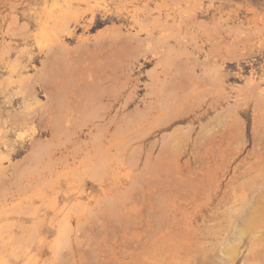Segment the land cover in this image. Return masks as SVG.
<instances>
[{"label": "rangeland", "instance_id": "1", "mask_svg": "<svg viewBox=\"0 0 264 264\" xmlns=\"http://www.w3.org/2000/svg\"><path fill=\"white\" fill-rule=\"evenodd\" d=\"M0 131L2 264H264V0H0Z\"/></svg>", "mask_w": 264, "mask_h": 264}, {"label": "bare ground", "instance_id": "2", "mask_svg": "<svg viewBox=\"0 0 264 264\" xmlns=\"http://www.w3.org/2000/svg\"><path fill=\"white\" fill-rule=\"evenodd\" d=\"M94 10V8H92V11ZM95 15V14H94ZM93 15V16H94ZM62 21H65V20H62ZM93 21V20H92ZM135 21H136V23H138L141 27H146V23H145V21H143L142 19H140V18H135ZM61 29H64V27H62ZM41 41L42 40H44V38L43 37H41V39H40ZM39 44H40V42H39ZM19 69L20 70V67H19V64H15V66H14V68H13V70H15L16 71V69ZM115 80L116 81H118L119 80V77H115ZM128 83V81L125 83V84H123V86H125L126 84ZM138 85H142V84H140V82H138ZM30 97V96H29ZM121 99H125L124 100V106H128V105H130L131 104V102H132V100H131V98L130 97H128V98H126L125 97V94L123 93V92H121V93H119L118 94V96L116 97V102H118V101H120ZM25 101L27 100V98H25L24 99ZM116 104V103H115ZM169 112H170V110L169 111H166L165 112V115H168L169 114ZM112 122H113V119H112V117H110L109 119H108V123L109 124H112ZM93 125H96L94 122L92 123ZM83 126H87V125H82V128H83ZM228 127H231V125L230 126H228ZM227 129V128H226ZM229 129V128H228ZM0 133H1V131H0ZM221 133V132H220ZM220 133H219V136H215L214 137V134H215V132H214V129L213 130H210L208 133H207V138L204 140V143L203 144H201L204 148H205V150H210V146H212L214 149H216V147L218 146L217 144H215L214 142L215 141H217L218 143H221V142H223V141H225L224 140V136H222V137H220L221 135H220ZM136 136V139H142L143 138V136H140L139 134H138V132H136V134H135ZM259 136V135H258ZM261 137V135L258 137V138H260ZM126 138H128L129 139V142H131L132 141V138H133V133H130V134H127L126 135ZM226 138V137H225ZM256 140V139H255ZM263 140H264V138H263ZM183 139H180L178 142H177V144H176V146H173V147H168L166 150L167 151H169L170 153H174V152H176V151H178V150H181V145H182V143H183ZM230 141V140H229ZM261 141H262V139H261ZM261 141H255V143L256 142H261ZM202 143V142H201ZM263 143H264V141H263ZM262 143V144H263ZM223 144H224V142H223ZM233 144V143H232ZM201 145L199 146V143H197V142H195V144H194V146H195V148L197 149L198 148V146L199 147H201ZM258 145H260V144H258ZM206 146H208V148H206ZM255 146H256V144H255ZM195 149V150H196ZM230 149V148H229ZM183 150V149H182ZM181 150V155H183V154H185V153H187V151L185 150V152H183ZM255 151H257L256 149H255ZM259 151V150H258ZM233 152V151H232ZM235 153H238V154H240V152H234V155H235ZM260 153V152H259ZM263 153V152H262ZM192 154H196V152L195 151H193L192 152ZM229 154H231L230 152H229ZM252 154H254V153H252ZM237 155V154H236ZM259 155V154H258ZM151 156H152V153H148L147 154V156H146V160L144 161V157H142V156H139V157H135L134 159H133V163H137V162H143L144 161V163H146V162H150V160H151ZM231 156V155H230ZM254 156H257L256 154L254 155ZM232 157L233 156H231V157H229L231 160H232ZM236 157H238V155L236 156ZM260 157V156H259ZM259 157H257V158H259ZM234 158V157H233ZM236 159V158H235ZM101 162H107V161H110V162H112V163H116V164H122V163H124L125 161H124V159L123 158H120L118 155L117 156H114V157H109V156H107V155H104V154H102L101 155V157H100V159H99ZM230 160V161H231ZM242 161V160H241ZM244 161V160H243ZM246 161V160H245ZM258 162V161H257ZM261 162H262V160H261ZM144 163H142L143 165H145ZM138 164V163H137ZM147 164V163H146ZM135 165V164H134ZM238 166H239V164H237ZM147 166H149L150 167V164L148 163V165ZM252 166H254V165H252ZM253 168V167H252ZM236 169V168H235ZM237 170V169H236ZM250 170V169H249ZM220 171H223V170H220ZM219 173V172H218ZM218 173H216V174H218ZM221 173V172H220ZM212 175V174H211ZM219 175H221L222 176V173L221 174H219ZM219 175H217V177H216V179L215 180H218L219 181ZM224 175V174H223ZM134 176H135V174H134ZM133 176V177H134ZM136 177H138V176H136ZM135 177V178H136ZM262 177V176H261ZM208 178V177H207ZM141 179V178H140ZM235 179V178H234ZM135 180V179H134ZM222 181V180H221ZM224 181V180H223ZM220 182V181H219ZM134 183H135V181H134ZM213 183V182H212ZM216 183V182H215ZM136 184H138V183H136ZM217 184V183H216ZM215 185V184H214ZM222 184H221V182H220V187L222 188V186H221ZM220 190V189H219ZM214 191H216V190H214ZM217 191H218V189H217ZM222 191V190H221ZM219 192V191H218ZM217 192V193H218ZM224 192H226V191H224ZM229 192V191H228ZM219 194V193H218ZM238 194V193H237ZM225 195V194H224ZM229 198V197H228ZM226 201H228V200H226ZM209 202V201H208ZM198 206V205H197ZM182 220H184V219H181V221ZM186 220V219H185ZM174 221V220H173ZM173 221H171V222H173ZM181 221L179 222L178 220H177V222H179L178 224H180L181 223ZM161 222H164V225H163V223L161 224V225H163L164 227H165V221H161ZM176 221H175V223H173L172 225H175L176 223H177ZM183 223V222H182ZM187 223V222H186ZM185 223V224H186ZM171 224V223H170ZM169 224V225H170ZM187 224H189V223H187ZM190 225V224H189ZM164 227H162V228H164ZM0 264H2L1 262H0Z\"/></svg>", "mask_w": 264, "mask_h": 264}]
</instances>
